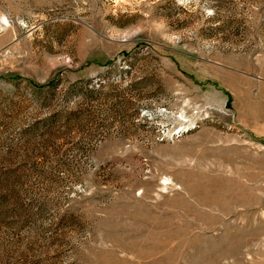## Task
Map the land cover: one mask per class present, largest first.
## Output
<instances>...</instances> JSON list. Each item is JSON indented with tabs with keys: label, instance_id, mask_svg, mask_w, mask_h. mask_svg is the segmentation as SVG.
Returning <instances> with one entry per match:
<instances>
[{
	"label": "rangeland",
	"instance_id": "374dc122",
	"mask_svg": "<svg viewBox=\"0 0 264 264\" xmlns=\"http://www.w3.org/2000/svg\"><path fill=\"white\" fill-rule=\"evenodd\" d=\"M0 264H264V0H0Z\"/></svg>",
	"mask_w": 264,
	"mask_h": 264
}]
</instances>
